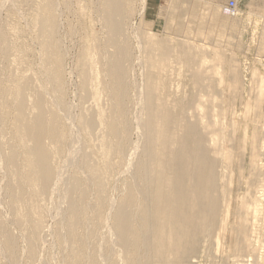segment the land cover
Wrapping results in <instances>:
<instances>
[{
	"label": "rangeland",
	"instance_id": "obj_1",
	"mask_svg": "<svg viewBox=\"0 0 264 264\" xmlns=\"http://www.w3.org/2000/svg\"><path fill=\"white\" fill-rule=\"evenodd\" d=\"M53 1L54 4L56 3L51 5L55 12V26L50 40L41 28L40 11L43 7L40 5L41 0H26L23 4L16 5L10 1L11 4L8 2V5H0V52L6 56L4 64H0L3 69L0 79V112L2 113L1 122L3 121L9 133L14 114L17 112L16 85L19 84V80H23L26 95L31 96L37 91L45 95V103L48 108L54 109L53 112L57 117L55 124L64 134L66 141L69 128L59 119L61 106H67L68 103L71 105L72 115H79L99 105V100L100 105L106 102L104 95L101 97L99 94V80L102 75L96 71L94 63L96 64L95 59L101 54V51L96 48V42L99 38L106 37L104 17L109 5H103V2L99 5L98 0H92L93 2L91 0ZM235 1L238 7L235 15L229 13L227 5L230 0H126L122 5L123 22L128 26L130 35L127 41L131 44L132 55L136 57L134 63L132 62L130 74L134 83L132 94L134 93L135 96L132 98V103L135 107L137 101L134 100L142 98L139 100L141 102L138 104L139 108L136 107V115L131 114L134 126L136 123L133 140L138 141L142 133L139 119L142 117L145 121L148 119L147 86L157 85L158 89L154 88L153 92L167 98L171 102L170 107L174 117L178 115L177 121L173 124L177 127L176 133L180 137L185 126L205 127L207 121L218 115L227 128V136L248 145L249 148L247 158L243 160L234 146L226 143V148L230 150V167L234 169L233 185L227 184L224 179L225 166L220 157L214 154L216 189L211 197L218 206L214 212L206 216L212 226L213 236L201 241L202 248L199 247L197 257L192 258L187 264H264V0ZM29 3L31 4L28 5ZM89 43L93 44L92 48H90L92 44L89 45ZM163 48L167 49L168 54L164 58H162ZM94 50L98 53L96 54ZM115 51V47H108L102 55L105 59L110 57L109 53ZM92 53L95 55L92 56ZM217 55H226L232 60V67L239 72L241 79L237 84L238 89L228 88L235 84V80L228 73L229 67L226 64L222 65ZM89 57H94V62H91L93 58L90 60ZM86 63L91 68H95V70L92 68L93 73L92 71L90 73L93 78L91 79L90 75V84L94 83L92 89L97 95L94 93L95 99L93 97L91 100H93L92 103L95 101L98 104L91 105V101L85 99L87 103L85 107L80 96L84 93L83 70ZM196 70L206 71L208 78L202 82L205 90L199 87L201 83L191 81ZM93 75H97V79ZM94 79L99 86L95 84ZM96 96L99 98L97 101ZM213 96L214 100H211ZM225 97L227 99L224 101ZM185 99L187 104L180 102L186 101ZM259 99L262 101V105L258 107L259 112H257V104H248L249 110H245L246 102L252 103ZM194 101H199L200 105L208 110L199 111L194 107ZM78 105L82 107L79 108ZM181 107L186 110V113ZM214 109L215 111L211 112ZM75 123L77 125V122ZM215 131H221L220 136L226 137L225 130L217 128ZM204 133L207 134V130L204 129ZM83 134L80 135L84 137L85 133ZM151 136L155 145L152 155L148 156V164L149 176L152 178L150 187L155 190L158 166H161V152L154 133ZM87 142H89L88 139ZM100 152L103 155L102 151L98 150V153ZM135 153V157L132 155L130 161L125 162L126 165L136 161L139 152ZM96 155L97 159L100 158L99 161L103 160L102 155L99 156L97 153ZM0 160L2 170L0 171V206H3L0 207V214L3 211L2 218L6 216L9 218L10 212H8L7 199L3 191L6 185L5 166L1 155ZM114 160L115 165L108 174L109 177H105L106 184L109 183L104 195L111 200H118L134 166L130 168V171L127 166H124V162ZM122 167L125 168L124 171ZM70 171L71 169L65 166L62 171L63 177L69 176ZM113 172L118 179L112 175ZM54 192L49 195L50 200L49 196L39 199L40 206L43 207L41 209L43 223L36 236L31 235L27 227H17L14 224L10 226L18 245L25 250L21 248L17 257L8 259L0 246V250H3L0 251L3 253L2 256L0 254V264H7L9 261L10 264H71V257L76 256V264H87L88 261V264H95L93 261L95 254L98 257L102 254L106 260L116 262L119 255L113 251L114 249L111 250L110 223H107L108 227H101L99 230L95 228L91 230L92 226L85 224L86 229L80 228L70 240L65 226L58 221L62 219L60 210L67 204L61 195L62 188L58 187ZM198 205L195 206V211L198 208L202 209V206ZM62 229L65 231L63 232ZM31 240L35 248L30 249V255H28L25 251ZM88 242H91L90 245ZM180 264H186V262Z\"/></svg>",
	"mask_w": 264,
	"mask_h": 264
},
{
	"label": "bare ground",
	"instance_id": "obj_2",
	"mask_svg": "<svg viewBox=\"0 0 264 264\" xmlns=\"http://www.w3.org/2000/svg\"><path fill=\"white\" fill-rule=\"evenodd\" d=\"M10 1L14 2L13 5L26 2V0H0V5H8ZM124 1L126 0H98L99 5H102V2L103 5H109L104 17L106 37L105 39L99 38L96 42V48L101 51V54L100 57L97 56V59H95L96 64L94 63L96 71L101 73L99 75H102L101 80L98 77L100 86L96 84L97 81L94 79L95 84L100 87V89L98 87L99 94L101 97L104 95L103 98L106 102L100 105L101 101L96 96V101L99 100L100 106L97 105L98 102L95 103L94 101L92 103L93 100L91 99L96 94L92 89L94 83L90 84V75L93 79L92 74H90L93 67L91 68L86 63L83 70L84 93L80 97L81 100H90L91 105L96 104L97 106H93L88 110L87 107V111H83L79 115H72L71 105L68 103L67 106L60 107L61 115L59 116V113L57 115L69 128L66 141L64 140V134L55 124V122L57 123V117L53 112L54 109L48 108L45 103V95L38 91H34L35 93L31 96L26 95L23 80H19V84L16 85L17 112L14 114V121H12L9 133L3 121L1 122L2 113L0 112V155L6 174V185H4L3 191H5V198L7 199L8 212H10L9 218L5 214L6 217L2 218L3 211L0 214V246L4 249L8 259L9 257H17L22 248L18 245L10 226L14 224L17 227H27L31 235L36 236L43 223L41 217L43 216L41 212L43 207L40 206L39 199L41 197L45 199L44 196L48 197L58 187L62 188L61 195L67 203L64 209L60 210L59 208L62 219L58 221L65 226L66 234L70 237V240L80 228L85 227V224L91 225V230L94 228L99 230L101 227H108L107 223H110L109 231L112 239L110 238L109 241L112 247L111 250L114 249L113 251L119 255V259L112 262L107 258L109 255H107L108 260H106L102 254L101 257L95 254L93 257L95 264L98 262L100 264H180L184 261L187 264L191 262L192 258L197 257L199 247L202 248L200 246L202 245L201 241L213 236L212 226L206 216L214 212L218 206L211 197L216 189L214 154L220 157L222 164L225 166L224 179L227 184L233 185L234 169L230 167V150L226 148V143H231L243 160L247 158L248 145L246 146L236 139L229 138L227 128L218 115L207 121L205 127L200 125L185 126L180 137L176 133L177 127L173 124L177 121L178 115L176 114L174 117L170 107L171 102L167 98L153 92L154 88L158 89L157 85L147 86L146 105L148 109L146 112L148 119L145 121L143 117H140L139 127H141L140 131L142 133L140 132L141 135L139 140L137 138L138 141L133 140L132 136L136 123L134 126L131 114L135 113L136 115V107L141 103L139 100L142 98L134 100L137 101L135 107L132 103V98L135 96L134 93L132 94L134 83L130 74L132 62L136 57L132 55L131 44L127 41L130 35L128 34V26L123 22L122 5H124ZM40 5H43L40 11L42 17L41 28L50 40L55 26V12L51 5H56V3L54 4L53 0H41ZM94 37L96 38V35ZM92 46L93 44L90 48ZM108 47H115L116 51L109 53L110 57L104 59L102 54ZM96 50H94L95 53ZM162 54V58L168 56L166 48L162 49ZM94 55L92 53V56ZM86 56L88 55L86 54ZM217 57L222 65L226 64L229 67L228 73L235 80V84L228 88L230 90L233 87L238 89L237 84L240 83L241 79L239 72L232 67V60L228 59L226 55H217ZM5 58L6 56L0 52V64H4ZM92 58L90 60L94 62V57ZM85 59L87 58L85 57ZM106 59H110V61H106ZM90 65L92 64L90 63ZM93 69L95 70V68ZM2 72L3 69L0 65V79L3 75ZM194 74L195 76L192 77L191 81L197 84L201 83L199 87L205 90L202 82L208 78L206 71L196 70ZM93 76L96 77L97 75ZM158 83L160 82L158 81ZM25 85L27 86V84ZM96 92L98 93V91ZM140 93L142 95L141 91ZM198 99L200 101L199 96ZM226 99L225 97L223 100ZM211 100H214V96ZM199 101H194V107L198 108L199 111L206 112L208 108L202 107ZM180 102L187 104V100ZM86 104L84 101V106ZM245 104V110H249L248 104H257V112H259L258 107L262 105V101L259 99ZM181 109L186 113L184 108L181 107ZM132 110H135V112H132ZM142 111H144L143 108ZM214 111L215 109L211 110V112ZM76 112L78 111L76 110ZM137 114L139 113L137 112ZM75 122H77V125ZM217 128L225 130L226 137H221V131H215ZM204 129L207 130V134L204 133ZM83 132L85 133L84 137L80 135L81 133L84 135ZM152 133H154L159 143L161 152V166H158L159 172L157 173L155 190L150 187L152 178L149 176L148 164V156L152 155L155 145V141L151 136ZM87 139L89 142L86 143ZM140 149L141 151H139ZM98 150H101L103 155L101 152L98 153ZM136 151L139 152L136 161L133 164L131 163L132 165H129V163L126 165L125 162L130 161L132 155L135 157ZM96 153L99 156L102 155L103 160L99 161L100 158H96ZM59 156L61 158L58 159ZM114 159L124 162V166L129 169L134 166L132 171L130 169L131 174L130 176L128 174L129 178L124 184L123 193L119 199L117 198L118 200H111L104 195L109 183L106 184L105 177H109L108 174L115 165L113 163ZM117 164L116 166H119ZM65 166L72 171L67 177H63L64 174H62ZM124 169L122 167L123 171ZM0 171L2 170L0 169ZM49 197L50 200L51 196ZM46 201L48 200L46 199ZM198 204L202 206V209L198 208L195 211V206ZM62 205L65 206V204ZM56 210L58 209L56 208ZM28 237L30 236L28 235ZM209 239L211 240V238ZM33 241L31 240L29 245L26 246L25 252L28 255H30V249L35 248L32 245ZM89 243L91 242H88V245H90ZM204 247L206 249V246ZM101 250L103 251V249ZM0 254L2 256L3 253ZM71 259V264L77 263V256L71 257Z\"/></svg>",
	"mask_w": 264,
	"mask_h": 264
},
{
	"label": "built area",
	"instance_id": "obj_3",
	"mask_svg": "<svg viewBox=\"0 0 264 264\" xmlns=\"http://www.w3.org/2000/svg\"><path fill=\"white\" fill-rule=\"evenodd\" d=\"M229 4L230 5H227L228 6L229 13L231 15H235L236 12H237V9H238L236 1L235 0H230Z\"/></svg>",
	"mask_w": 264,
	"mask_h": 264
},
{
	"label": "crops",
	"instance_id": "obj_4",
	"mask_svg": "<svg viewBox=\"0 0 264 264\" xmlns=\"http://www.w3.org/2000/svg\"><path fill=\"white\" fill-rule=\"evenodd\" d=\"M253 5H260V4H253Z\"/></svg>",
	"mask_w": 264,
	"mask_h": 264
}]
</instances>
